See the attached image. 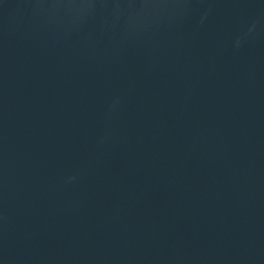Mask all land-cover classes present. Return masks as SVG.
I'll list each match as a JSON object with an SVG mask.
<instances>
[{
    "label": "water",
    "instance_id": "water-1",
    "mask_svg": "<svg viewBox=\"0 0 264 264\" xmlns=\"http://www.w3.org/2000/svg\"><path fill=\"white\" fill-rule=\"evenodd\" d=\"M0 264H264V0H0Z\"/></svg>",
    "mask_w": 264,
    "mask_h": 264
}]
</instances>
